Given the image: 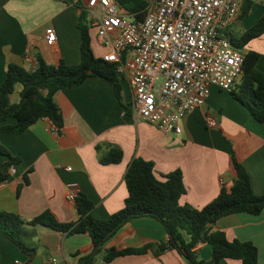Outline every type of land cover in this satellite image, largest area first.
Returning <instances> with one entry per match:
<instances>
[{"label": "crops", "instance_id": "crops-1", "mask_svg": "<svg viewBox=\"0 0 264 264\" xmlns=\"http://www.w3.org/2000/svg\"><path fill=\"white\" fill-rule=\"evenodd\" d=\"M97 3L98 0H0V85L6 78L8 63L27 68L36 67L39 59L54 65L61 60L79 64L78 22L84 11L89 15L92 49L99 57L105 49L89 13ZM248 3V13L227 27L234 34L243 33L264 18V0H244L243 5ZM51 26L56 38L49 45L46 29ZM248 50L260 54L256 67L264 74V33L243 49ZM30 54L33 60H29ZM119 82L120 98L111 82L95 76L86 78L80 86L58 91L54 98L64 119L60 133L53 131L55 124L50 119L40 118L21 133L0 134V144L21 159L10 165L9 155L0 153L1 169L9 174L0 183V210L17 213L25 220L50 210L60 222H76V201L67 198L75 190L93 202L94 217L106 219L124 205L128 195L125 174L135 157L152 160L155 175L162 180L167 173L181 169L186 192L180 203L196 208L212 201L223 186H232L237 175L233 155L248 171L253 191L264 193V121L236 97L241 77L232 91L212 86L206 101L183 118L181 133H165L136 118L130 107L128 80L119 77ZM22 87L20 82L15 84L11 102L19 101ZM208 116L217 121V126L208 125ZM7 123L14 124L15 119ZM112 147L122 150L121 161L102 162ZM211 228L223 230L230 240L253 242L258 248L257 264H264V209L259 214L224 215ZM165 238L167 230L161 221L141 216L122 226L105 248H139ZM23 241L34 250L33 255L0 230V264H77L81 256L93 250L88 232L69 233L42 224L27 225ZM197 249L204 259L211 258V244L200 243ZM96 263L103 264V253ZM106 264L188 263L175 249L156 253L154 246L144 253L118 256ZM218 264L241 261L224 258Z\"/></svg>", "mask_w": 264, "mask_h": 264}, {"label": "trees", "instance_id": "trees-1", "mask_svg": "<svg viewBox=\"0 0 264 264\" xmlns=\"http://www.w3.org/2000/svg\"><path fill=\"white\" fill-rule=\"evenodd\" d=\"M120 9L142 18L148 6V0H115ZM250 5L242 6L239 18L248 13ZM78 27L81 34V61L70 65L61 60L58 65L42 59L34 68L17 63H8L6 78L0 85V134L6 132L21 133L40 118L50 119L59 129L64 124L63 115L55 95L65 88L80 86L90 76L105 79L113 84L116 95L121 96V85L116 65L97 57L91 45L89 15L83 12ZM94 28V27H93ZM232 44L244 55L240 91L236 97L255 115L264 121V74L256 67L259 53L254 50L243 51L254 38L264 33V18L241 34H234L228 28L224 32ZM20 82L22 90L18 102H11L10 95L15 84ZM15 119L14 124L7 123ZM0 153L9 155L8 164H18L21 159L14 156L0 144ZM123 157L120 148L112 147L101 158L102 162H119ZM236 178L230 188L223 186L219 194L202 208L188 203H180L186 192L181 169L167 173L165 179L155 175V163L141 157H135L128 166L125 182L128 195L124 205L106 219L92 215L93 202L80 192L76 197L78 219L76 222L63 223L50 211L45 210L30 220L19 214L0 210V230L20 248L33 255L34 250L26 245L23 236L27 225L42 224L59 231L69 233L88 232L93 242V250L81 256L77 264H97V257L103 253V264L118 256L144 253L156 247V253L166 249H175L188 264H218L224 258H233L241 264H257L258 248L251 241L230 240L223 230H214L211 224L220 217L238 212L259 214L264 209V193L253 191L251 178L245 166L233 155ZM9 174L0 166V183L8 179ZM25 182H28L25 176ZM152 216L163 223L167 238L157 244H146L139 248H105L107 241L126 223L135 217ZM200 243L212 245L210 259H204L198 252Z\"/></svg>", "mask_w": 264, "mask_h": 264}, {"label": "built area", "instance_id": "built-area-1", "mask_svg": "<svg viewBox=\"0 0 264 264\" xmlns=\"http://www.w3.org/2000/svg\"><path fill=\"white\" fill-rule=\"evenodd\" d=\"M243 2L148 0L145 15L136 18L115 0H98L89 13L105 49L99 57L115 64L117 75L128 80L136 118L165 133H181L183 118L206 101L212 86L234 89L244 55L224 32L239 17ZM55 38V28L48 27L47 43ZM207 122L217 126L210 116ZM53 131L61 129L53 125ZM76 197L75 190L67 195L72 201Z\"/></svg>", "mask_w": 264, "mask_h": 264}, {"label": "rangeland", "instance_id": "rangeland-1", "mask_svg": "<svg viewBox=\"0 0 264 264\" xmlns=\"http://www.w3.org/2000/svg\"><path fill=\"white\" fill-rule=\"evenodd\" d=\"M161 81V80H160Z\"/></svg>", "mask_w": 264, "mask_h": 264}]
</instances>
